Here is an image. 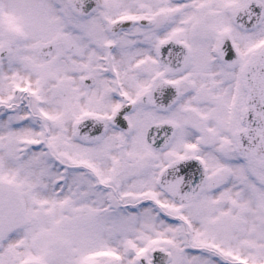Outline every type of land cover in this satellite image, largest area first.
Returning <instances> with one entry per match:
<instances>
[{
  "label": "snow or ice",
  "instance_id": "1",
  "mask_svg": "<svg viewBox=\"0 0 264 264\" xmlns=\"http://www.w3.org/2000/svg\"><path fill=\"white\" fill-rule=\"evenodd\" d=\"M0 264H264V0H0Z\"/></svg>",
  "mask_w": 264,
  "mask_h": 264
}]
</instances>
